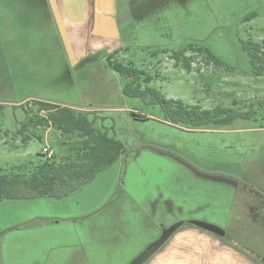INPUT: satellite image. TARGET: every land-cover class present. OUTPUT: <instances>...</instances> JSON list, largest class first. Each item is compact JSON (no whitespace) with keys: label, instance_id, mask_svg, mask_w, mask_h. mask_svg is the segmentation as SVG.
Instances as JSON below:
<instances>
[{"label":"rangeland","instance_id":"1","mask_svg":"<svg viewBox=\"0 0 264 264\" xmlns=\"http://www.w3.org/2000/svg\"><path fill=\"white\" fill-rule=\"evenodd\" d=\"M125 1L132 6L133 20L122 23L127 48L116 53L120 62L131 61L152 75L148 85L167 98L238 111L253 103L255 110L247 119H213L197 126L177 122L152 103L150 95L147 100L120 96L108 88L104 99L88 101L80 93L77 70L73 77L64 76L68 72L62 63L67 58L55 38L44 34L46 25L37 28L34 21L25 22L21 33L32 36L22 39L15 17L6 35L0 36V172L37 162L39 153H45L43 147H50L46 143L58 158L74 153L70 147L78 135L63 134L53 126L34 128L32 139L22 143L17 130L27 121L26 108L48 114L33 101L26 102L25 109L19 105L29 96L87 109L96 103L104 109L91 117L97 115L98 126L123 140L127 152L67 197L1 203L0 225L24 218L30 222V227L6 235V264H129L135 250L164 233L163 225L174 219L209 220L236 231L240 223H247L248 236H258L256 223L264 211V108L259 106L264 74H254L244 42H264V0ZM190 46L210 49L223 64L193 49L186 52L191 70L176 64L171 53ZM162 48L170 52L152 53ZM42 62H54L56 71ZM113 71L111 77L125 85L127 80ZM243 191L249 201L259 197V210L251 208L248 214Z\"/></svg>","mask_w":264,"mask_h":264},{"label":"crops","instance_id":"2","mask_svg":"<svg viewBox=\"0 0 264 264\" xmlns=\"http://www.w3.org/2000/svg\"><path fill=\"white\" fill-rule=\"evenodd\" d=\"M129 4L125 0H1L0 36L6 35L11 20L15 17L18 20L17 35L22 39L32 36V33H21V26L24 28L25 22L34 21L37 28L44 24V34L55 38L57 48L67 58L62 63L63 71L68 72L64 76L73 77L77 70L83 97L91 102L104 99L108 88L121 96V93L124 94L125 82L119 77H111L115 73L107 66L106 56L127 48L122 23L127 25L133 20L132 6ZM54 62L42 64L56 71ZM38 100L68 105L54 98L36 96L25 98L21 104ZM95 105L97 109L69 104L82 110L104 109L96 103ZM45 145L53 147L49 143ZM242 195L247 205L243 207H247L248 214L251 213V208L259 210L261 200L257 195L251 201L246 192L243 191ZM262 216L256 223L257 237L248 236L244 229L247 223L242 226L240 223L236 231L233 226L223 228L209 220L196 219L197 221L192 222L195 219H174L163 225L164 233L148 239L145 247L135 250L136 257L134 260L132 257L129 264H264V211ZM28 221V218H24L13 225L7 222L0 225V264H6L3 253L6 235L11 230L30 227Z\"/></svg>","mask_w":264,"mask_h":264},{"label":"trees","instance_id":"3","mask_svg":"<svg viewBox=\"0 0 264 264\" xmlns=\"http://www.w3.org/2000/svg\"><path fill=\"white\" fill-rule=\"evenodd\" d=\"M244 48L248 50L250 61L254 66V74H264V42H258L252 38L245 40ZM189 49L205 52L207 59L221 65L223 61L210 49L203 46H190L183 50L173 51L171 56L176 64L180 62L183 67L191 70L190 57L186 55ZM160 50V51H159ZM168 48L153 51L154 55L169 53ZM117 51L107 54L106 64L113 70H117L121 76L127 79L123 86L124 94L138 96L145 100L152 96L151 102L160 104L169 112L176 121H184L197 126L208 124L213 119L220 123H232L238 118H250L254 112L253 103L249 109L238 111L220 104L215 108H202L191 105L183 100L167 98L154 86L148 85L153 80L152 75H146L145 70L134 66L133 62L127 64L116 58ZM145 83H147L146 86ZM38 110L46 111L42 115L34 113L24 104L21 106L27 114V121L23 122L17 132L22 134V143L26 144L34 136V128L53 126L63 134L78 135L76 144L70 148L74 153L58 158V154L48 157L46 153H39L42 157L37 162H28L12 166L10 169H2L0 172V202L10 199H39V198H64L80 190L86 184L92 182L97 176L111 167L126 152L127 147L123 140L96 124L97 115L91 117L89 111L75 108L69 105H61L49 101H33ZM259 106L264 108V98L259 101ZM233 109V110H232ZM137 117L147 118L141 113ZM198 121V123H196ZM43 150V149H42Z\"/></svg>","mask_w":264,"mask_h":264},{"label":"built area","instance_id":"4","mask_svg":"<svg viewBox=\"0 0 264 264\" xmlns=\"http://www.w3.org/2000/svg\"><path fill=\"white\" fill-rule=\"evenodd\" d=\"M43 151L48 155V157H52L53 156V151L49 147L44 146L43 147Z\"/></svg>","mask_w":264,"mask_h":264}]
</instances>
